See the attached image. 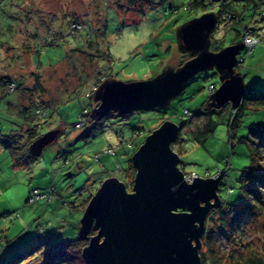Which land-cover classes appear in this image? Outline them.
<instances>
[{
  "label": "rangeland",
  "instance_id": "obj_1",
  "mask_svg": "<svg viewBox=\"0 0 264 264\" xmlns=\"http://www.w3.org/2000/svg\"><path fill=\"white\" fill-rule=\"evenodd\" d=\"M228 2L238 10L246 4L249 10L243 24L238 25L226 21L221 13L211 34L213 41L223 46L241 41L243 26L264 37V0ZM219 4V0H201L199 6L194 0H0V74L23 80L25 87L21 94L0 93V264H85L78 254L67 260L55 258L58 248L50 247L79 236L85 202L106 178L114 175L131 191L135 169L128 165V158L133 149L126 142L132 141L136 148L164 121L180 126L189 120L171 144L186 178L217 175L224 184L218 191L221 199L231 205L240 201L241 172L250 164L248 146L241 138L249 136L253 128L264 132V104L263 99L248 100L238 116L234 111L235 137H231L229 108L208 114L203 104L214 91L208 89L209 84L215 89L220 84L214 69L197 74L166 107L125 115L112 111L100 120L90 117V107L97 103L89 92L97 77L142 81L167 65L180 66L192 55L178 50L177 28L204 12H218ZM72 20L89 28L87 38L95 40V45L89 46L81 33L68 35ZM248 29L246 32L253 33ZM79 43L82 51L73 50ZM95 46L110 57L88 55L94 53ZM238 58L241 63L236 68L243 76L245 90H262L264 40L249 53L241 50ZM37 73L40 84L34 87ZM31 96L49 104L45 117L35 114ZM22 105L27 107L25 112ZM85 109L89 115L78 124ZM208 119L216 127L200 143L192 134L201 132ZM25 127H34L37 137L52 129L61 132L29 165H16L1 135ZM136 129L141 133L133 138ZM262 132L255 135L260 137ZM255 140L260 141L264 155V139ZM107 147H114L116 154L96 157ZM51 186L56 188L51 199L27 202L29 191L47 192ZM237 208L243 209V205ZM12 212L13 221L7 217ZM255 213L242 218L231 234H225L220 210L210 208L205 220L207 235L201 238L199 250L201 263L237 264L240 256L264 260V209ZM2 216H6L4 220Z\"/></svg>",
  "mask_w": 264,
  "mask_h": 264
},
{
  "label": "water",
  "instance_id": "obj_2",
  "mask_svg": "<svg viewBox=\"0 0 264 264\" xmlns=\"http://www.w3.org/2000/svg\"><path fill=\"white\" fill-rule=\"evenodd\" d=\"M217 19L216 12H204L177 28L178 50L192 55L182 65H167L148 80H103L92 93L97 106L90 117L166 107L197 74L211 69L220 84L207 96L206 107L229 104L236 109L247 92L236 68L245 45L240 41L211 50ZM180 128L164 121L145 137L131 157L135 174L130 192L118 178L108 177L92 195L77 233L87 240L81 251L85 264H202L201 237L209 209L220 204L221 183L216 175L189 180L178 168L180 159L171 144ZM60 132L52 129L37 137L28 147L30 154L40 156ZM92 228L96 233L89 236Z\"/></svg>",
  "mask_w": 264,
  "mask_h": 264
},
{
  "label": "trees",
  "instance_id": "obj_3",
  "mask_svg": "<svg viewBox=\"0 0 264 264\" xmlns=\"http://www.w3.org/2000/svg\"><path fill=\"white\" fill-rule=\"evenodd\" d=\"M219 3H220L219 4L220 6H218V8H217L218 12H216V14L218 16L217 21L220 19V14L224 13L226 21L230 20L231 24H233V25H238L241 23L243 24V20L247 14L245 12L249 10L248 9L249 7L246 4H241V7H238V8H241V9H239L240 10L239 11L237 8H234L231 5V3L228 2V0H219ZM194 5L195 6L201 5V0H194ZM174 10H176V9H174ZM261 17L264 19V12L261 13ZM72 22H74V23L71 27H70V24H68L69 25L68 26V35L69 36H75V35L81 33L83 35V38L85 37V41L88 43L89 46L96 44L95 40H90L87 38V37H90V30L87 26L81 27L80 24L77 23V20H72ZM1 29L2 28L0 26V32H1ZM246 29H248V28L243 26V31H242V33H240L242 35V38H241L242 42H243L245 36H247V35L252 36V37H256L259 39V41L257 42V44L255 46H257L262 40H264V37H261V35L254 34V29H248V30L252 31L253 33L246 32ZM82 41H84V40H82ZM93 42H94V44H93ZM238 42H240V41H238ZM234 43H236V41H233L231 44H234ZM81 45L82 44L79 43V45H75V47H72V49L82 51ZM222 47H224V46L219 45L216 41H213L212 36H211V47H210V49L213 51H218ZM247 52L249 53L251 51L247 50ZM88 55H90L91 57L94 56L95 58L100 57V55H104L107 57L109 56V54H108V52H106V50H102L101 47L99 48L98 46L95 48L94 53L92 51V52H89ZM240 63H241V61H240ZM39 77H40V73H37L35 75L34 80H33L34 87L37 85L39 86V84H40V82H39L40 78ZM107 78H109V77H107ZM105 79H106V77H104V76L97 77V80L95 81L93 86L97 85V87H98V85ZM22 81L23 80H18L11 75L0 76V93H2V94H13V93L17 92V93L21 94L22 92H24L23 89H25V87H23L24 84L22 83ZM190 82H192V80ZM11 84L14 87L13 90H11L9 87ZM209 86L210 87L212 86L211 88H213L215 90V87L213 84H209ZM34 87H33V89H34ZM210 87H208V89ZM33 89L30 91L33 92ZM246 91L247 92H246L244 98L242 99L240 105L235 110L231 109L229 104L224 105V106L229 108V121H228V132H229V134H230L231 130H233L235 120H236V118L233 117L234 114L232 116V113L234 111L237 112L236 114L238 116L241 113L240 112L241 107L248 100L253 103V101H255V100L263 99V102L261 104H264V88L262 90H246ZM92 93H93V91L91 90L89 92V96H91ZM210 93H211V91H210ZM30 98H32V96ZM91 98H92V96H91ZM203 104L206 106V99H205ZM30 105L34 107V112L37 116H39V117H45L46 116L47 107L49 106V104H46V102H43V101H39V100H37V97H34L30 100ZM96 106H97V104H96ZM22 107H23V111L25 112L27 107H25V105H22ZM92 108L93 107H90V109H92ZM225 108H223V109H225ZM231 110H233V111H231ZM187 111H188V109H186L185 112L187 113ZM215 111H221V110L220 109L215 110L212 108H208V111L206 113L210 114V113H213ZM88 115H89L88 110H86V109L83 110V113L80 115L81 119L78 122V124L81 123L83 118L87 117ZM188 117H189V115H188ZM188 122H189V120L183 121L181 123L180 127H182V125L184 123H188ZM95 124H97V122ZM215 127H216V124L212 120L208 119L206 124H205V128L201 132L194 133V134L191 133V134L194 135L195 139L199 140L200 143H204V141L209 136L210 132H213ZM34 130H35L34 127H31V128L25 127V128H21L20 130H16V131H14V133H10L8 135H1L2 141L4 143V147L9 151L11 158L13 159V161L15 162L16 165H29L30 161L37 158V157L32 156L28 150L30 143L33 140H35L37 137V135L36 136L34 135L35 134ZM151 131L152 130H150L148 132V134ZM257 131L262 132L260 129L253 128V129H250L249 136H247L245 138L244 137L241 138V141H244L248 146V150H249V154H250V164L241 172V176H240V180H239L240 201L236 204L231 205V204L224 202L221 199V197L218 195L219 199H220V204L216 208L220 210V215H221L220 222H221V225L223 227L222 230H224L225 234H228V233L231 234L234 227L239 226L238 222L242 218H248V217H251L253 215H256V213H255L256 210L261 212L262 209H264V155L262 154V152H261L262 150L260 149L262 146L260 141L257 142V140H255V138H260V139L263 138L264 139V132H262L260 134L261 136L259 137V136L255 135L257 133ZM140 133H141V131L139 129H136L133 133V138L138 137V135ZM230 136L235 137L234 130L231 132ZM128 144H130V148L133 149V154L138 149V147L141 145L140 144L139 146L134 148V144L132 141L126 142L127 147H128ZM109 149L113 150V154H111L110 152H107V150H109ZM115 154H116V149L114 147H107V148H105V150L103 152L97 154L96 157H99L100 155L114 156ZM129 164L132 165V161H131L130 157L128 158V165ZM184 175H185V173H184ZM109 177H115V176L111 175ZM220 180H221V182H220L221 184L219 185V188L221 185H224L223 179L221 178ZM51 187H53V186H51ZM53 188H54L53 191L50 188L47 192L37 191L36 194L39 195L38 198H34V196L32 195V192L34 190L29 191L27 202L33 203L34 201H38L39 199H46V200L51 199L53 197V193H54V195L56 194V188L55 187H53ZM219 188L217 190V193L219 191ZM227 193H232V191H229L227 189ZM92 195L93 194H90L89 197L87 198V200L85 202V208H86L90 198L92 197ZM240 204L243 205V209L237 208ZM69 207H73V206L69 205ZM5 217L6 216H2V219L4 220ZM7 217L13 221L15 219V214L13 212L9 213L7 215ZM80 226H81V224L79 225V227ZM41 231H42V229L38 228V232L42 233ZM94 233H96V230L94 228H92L90 233H89V236L93 235ZM206 235H207V231L205 228V231H204L201 238H203ZM86 245H87V240L82 239L80 236H78V237L73 238V239L66 238L63 240V242L61 244H57V245H54L53 247H50V250H52V249L55 250L56 248H58V250L54 251L56 254H54L53 256H55V258H61L63 260H67L71 257H75L74 256L75 254H78V257H81V251ZM240 263H242V264H264V260L261 257H253V256L249 257L248 256L246 259H244V258H242V256H240V259H239L237 264H240Z\"/></svg>",
  "mask_w": 264,
  "mask_h": 264
},
{
  "label": "built area",
  "instance_id": "obj_4",
  "mask_svg": "<svg viewBox=\"0 0 264 264\" xmlns=\"http://www.w3.org/2000/svg\"><path fill=\"white\" fill-rule=\"evenodd\" d=\"M258 41H259V39L256 38V37H252V36H249V35L245 36V38L243 40V43L245 45V49L248 50V51H251L252 48H254V46L257 44ZM9 87H10L11 90H13V88H14L12 84ZM96 87H97V85L96 86H93L92 87V91L95 90ZM107 152H110L111 154H113V150H111V149L107 150ZM218 173H220V172H218ZM50 189L53 191L54 188L51 187ZM229 191H232V189H230ZM36 192H37V190H34L32 192V195L34 196V198H38L39 197V195H37Z\"/></svg>",
  "mask_w": 264,
  "mask_h": 264
},
{
  "label": "crops",
  "instance_id": "obj_5",
  "mask_svg": "<svg viewBox=\"0 0 264 264\" xmlns=\"http://www.w3.org/2000/svg\"><path fill=\"white\" fill-rule=\"evenodd\" d=\"M0 76H4V74H0ZM31 90H32V88H31Z\"/></svg>",
  "mask_w": 264,
  "mask_h": 264
},
{
  "label": "clouds",
  "instance_id": "obj_6",
  "mask_svg": "<svg viewBox=\"0 0 264 264\" xmlns=\"http://www.w3.org/2000/svg\"><path fill=\"white\" fill-rule=\"evenodd\" d=\"M245 49V48H244ZM213 92V91H212ZM220 182H221V180H220Z\"/></svg>",
  "mask_w": 264,
  "mask_h": 264
}]
</instances>
